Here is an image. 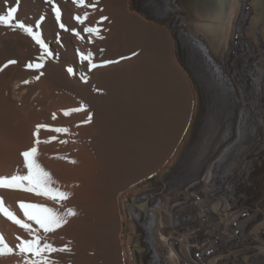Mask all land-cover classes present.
<instances>
[{
  "label": "bare ground",
  "instance_id": "1",
  "mask_svg": "<svg viewBox=\"0 0 264 264\" xmlns=\"http://www.w3.org/2000/svg\"><path fill=\"white\" fill-rule=\"evenodd\" d=\"M37 1L22 0L15 20L26 24L25 18L29 13L25 11V4ZM68 1L77 7L74 0ZM191 3L164 19L153 17L165 21L166 25L162 26L171 32V37L168 33L165 35L171 47L166 53L155 47V41L125 23V0H84L80 4V8L89 12L87 23L98 27V34L106 41L114 37L113 48L118 54L119 51L123 53L120 56L132 58L134 66L129 67L127 79L130 85L126 88L117 84L123 76L116 72L105 76L96 74L91 82L82 80V65L87 63L88 66V59L79 58L71 65L65 62L70 60L75 42L66 36L67 30L59 27L60 23L67 27L62 18L56 23V38L51 39V34L44 28L38 30L53 54L43 60L39 59L42 55L40 46L31 37L19 44L17 37L21 30L0 26V68L3 69L0 71V177L27 175L22 153L36 148L34 160L49 174L52 181L50 187L67 194V198L61 199L0 188V198L18 218L36 229L41 244L47 242L57 249H70L45 254L48 264H126L124 246L119 237L121 217L117 195L128 184L127 188L138 183L133 180L147 174V170H153V163L160 160L165 152H171L172 146L188 131L191 120L196 117L195 99L200 103L198 88L201 86L194 85V90L188 78L178 70L175 85H156L161 76L165 78V69L173 60L171 58L177 57L174 38L187 66L189 64L182 51L191 53L187 59L200 78L204 80L206 73V76L210 74L208 80L213 81L217 74L222 79L224 85H219L221 81H218L212 86L218 91L224 90L223 104L227 110L234 104L241 108V118L244 117L245 121H242L244 128L239 129L244 134V151L250 148L256 151V155L248 156V151L246 157L241 154L236 164L232 161L235 166L229 167L230 172L218 174L220 179L216 178L211 185L213 188L207 192L200 189L209 181V170L205 175L202 173L206 179L202 177L194 182L195 187L191 185L193 188L189 186L177 192L163 190V196L157 200L151 199L144 191L148 188L138 192L134 202L139 204V208L131 207L129 210L133 216L130 230L133 232L132 243L135 244V264H143L142 258H146L149 264H264V212L257 208L264 196V180L261 179L263 182L260 188L258 185L256 193L257 184L253 187L247 179L256 162L264 164V107L261 104L264 101V0H192ZM102 17L108 19L102 21ZM175 18L185 23L181 25L183 28L176 29L173 24ZM191 39L195 41L191 42ZM89 56L92 63L99 58L97 52ZM10 60L16 63L4 67ZM29 63H42L43 67L29 69ZM61 66L66 68V73ZM68 67H72L75 74H69ZM211 67L215 72L211 71ZM188 68L193 72L191 67ZM204 69H209L210 73ZM124 78L123 82L127 80ZM207 87L204 86L205 89ZM252 87L251 93L249 89ZM168 88L181 99L183 107L170 127L166 125L168 122L164 123L160 106L164 98L166 101ZM193 92H196L195 95ZM247 92L252 100L249 104ZM66 105L82 110L57 112L58 106ZM255 110L260 112V122L247 135L248 112ZM159 113L161 116H158ZM153 114L159 117L160 123L154 124L157 118H152ZM237 116L232 131L237 129ZM227 124L231 129V124ZM58 128L67 131L56 132ZM146 132L147 138L148 135L150 138H169L166 145L162 139L159 140L165 147H161L163 149L157 155L151 156L149 152L151 139H148V144L143 140ZM137 140L141 142L144 152L141 157L147 165H140L141 159H137L132 152ZM244 177L248 184H243L246 181ZM164 180L165 176L155 177L153 184ZM195 189L198 193L189 198ZM197 196L201 197V201L197 200ZM20 202L48 208L56 215L66 216L67 222L55 231L45 233L35 221L27 220L19 207ZM170 202L173 204L170 205ZM150 207L155 209L151 213L155 216L152 225L151 222V227L145 223L140 230L136 221L142 223L143 216L149 215V212H144ZM251 207L253 210L247 209ZM69 209L74 210L76 215L67 216ZM180 209L186 210L179 215ZM245 214H248L247 217ZM0 233L14 249V254L0 256V264H27L34 259L31 254H20L16 248L20 242L18 237L30 240L33 235L2 214ZM142 237L147 241H143Z\"/></svg>",
  "mask_w": 264,
  "mask_h": 264
},
{
  "label": "rangeland",
  "instance_id": "2",
  "mask_svg": "<svg viewBox=\"0 0 264 264\" xmlns=\"http://www.w3.org/2000/svg\"><path fill=\"white\" fill-rule=\"evenodd\" d=\"M191 1L192 0H125V6L126 7L124 9V15H123L124 21L126 24H128V26L133 27V28H137L140 33L145 34L152 41H155V47H157L161 51V53H166V52L171 50L170 49L171 47H170V43H168L166 41L165 37L167 36L166 35L167 33L169 34L171 32H169L161 24H158L154 21L147 20L140 13L146 14L150 17H156V18L159 17L161 19L163 17V19H164L169 15L172 16L175 13H177L178 10H180L183 6H185V5H186V7L189 6L190 4H192ZM98 2H102V0H98ZM17 3L19 4V6H21L22 0H7V4L5 3V0H0V14H6L7 8L8 7H14L17 5ZM56 6H58L60 11H61V18L64 19L67 23L66 36L71 38V40H73L75 42V44L73 45V47L71 49L72 50L71 58H70V60L65 61V62H67L69 65H71V64L78 62L79 58L82 59V56L89 57V55H91L93 52H97V54H99V58L94 63H96L98 65L103 64V62H106V61H118V62L106 64L104 66L92 69L91 71L89 70V65L87 66V63H86V65H82V69H83L82 72L84 73V77L86 78L87 82H91L93 80L94 75H96V74H99L100 76H105L109 72H116L117 74L120 73L123 76V77H121L120 81L117 84L123 85L124 88L128 87V85H130L129 80H128L129 79V74H128L129 67L134 66V63L131 60L132 58L127 59L126 56H123V55L120 56V54H123L120 51H119L120 54H118L117 50L113 48L114 47L113 44H114V40H115L114 37H113L114 40L110 39L109 41L108 40L106 41L105 38H102L98 33H88L85 31L86 28L94 27V26L91 23L90 24L87 23L86 18L89 15V12L84 11V9L80 8L81 7L80 3H76L77 7H75L74 5H71V3L68 0H52V3H47L46 0H38L34 4H30L27 2L25 4V11L27 13H29V15L25 18L26 25L33 26L34 31H38L39 29L44 28L48 33L51 34V39L56 38L55 35L57 33L56 28L58 27V25H57L58 21L55 19V13L53 11V8ZM177 15L180 17L179 14H177ZM41 17H44V19L42 21H41ZM76 17H80L81 20L83 21V23L78 21L76 19ZM37 24H39L38 29L35 28V26ZM173 24L177 27L176 29L183 28L181 26L182 24L185 25V23L182 20L181 21L178 20V18L174 19ZM76 33H79V35H77ZM169 37H171L170 34H169ZM27 39H28V35L23 33L22 31H20V33L18 34V37H17V43L21 44ZM103 40H105V41H103ZM191 40H193V39H191ZM194 41L195 40H193L191 42H194ZM171 43H173V42H171ZM173 46H174V44H173ZM52 48L55 49V47H52ZM232 50H233V47H232ZM55 52H58V50L55 49ZM182 54H183V57L188 61V62L186 61L189 64L188 66L192 68V66L189 63V60L187 59V57L190 56L191 53H189L187 51H182ZM209 55L212 57V55L210 53H209ZM171 59H173V60L171 61L170 65L168 66V68H170L171 72L166 67L165 78H162V76H161L160 77L161 80L159 79L158 82L156 81L157 84L153 83V85H155V84L156 85H160V84H162V85H175L174 80H176V76L178 75V73H176V71L178 70L181 72L182 75H185L188 78L189 85L193 86L194 90H195V86H194L193 82L191 81L189 75L184 70V68L180 65L177 57H173ZM125 64H128V65H125ZM211 64L215 68L214 63L212 61H211ZM61 67H62V71L64 73H66V68L64 66H61ZM174 67H175V69H174ZM213 67L210 68L211 71H214L216 69V68L214 69ZM192 69L194 72V73L192 72V75H193L194 79H196L195 80L196 85H200L201 87L198 88L199 92H200V103L198 104L197 99H195L196 117H195V119L191 120L192 122H191L190 128L175 142V144L172 146L171 152H169L168 154L165 152V155H163L161 157L162 159L160 158V160H157L156 162L153 163V167H154L153 170H147V174H145L144 176H142L140 178L133 180L134 182L138 181V183L127 188V186L129 185L128 184L125 188L120 190L118 195H117L116 199H117V203H118V206L120 209V217H121L120 218V234H119V237L121 239L120 240L121 244H123V246H124L125 255H126V264H135L136 263L134 256H133V252H134L133 246L135 245L132 243L133 232L130 230L132 228V217L133 216L130 215L131 213L129 210L131 209V207H133L135 209L139 208L138 207L139 204L134 202L135 201L134 196L138 192H143L142 190L144 188H148L144 191L148 192L149 196L152 197L151 199L154 198L153 200H155V199L157 200L158 197L163 196V190L164 191L166 190V192L167 191L177 192V191H181L182 188L183 189L188 188L191 185H193L195 187L196 186L195 183L198 182V178H200V179H202V177L204 178V175L207 173L206 171L209 170L207 173V175L209 176V178L207 177V180L209 179V181H207V183L205 185L206 187L204 186L200 189L201 191L203 190V192H207L208 190H211L213 188V186H211L212 184L214 185L213 181H215L216 178L220 179L218 177V174L224 175V173L230 172L229 167L231 168V167L235 166L234 163L236 161L240 160L239 157L241 156V154L242 155L245 154V155H243L244 157L247 156L246 154L248 152H249L248 156L256 155V153H255L256 151L255 150L251 151L250 148L247 150L248 152L244 151V149L246 147V145L243 143L244 141L242 140L244 134L239 129L240 127L244 128V126H242V124H243L242 121L243 120L245 121L244 117L241 118V110H240L241 108L236 107V104H234V106H229V109L227 110V108L225 107V104H223L225 101L224 100V90L218 91V90H216V88L214 86H212V85H217L216 83L218 81L219 82L221 81L219 85H224V84H222V79H219L218 74H217V77L212 78L213 81L208 80L207 77L210 74L208 76H206V73H204L205 78L203 80V78H200V76H198L199 74L195 71V69L194 68H192ZM206 70L208 73H210L209 69H206ZM206 70L204 69V71H206ZM124 77H126V79L128 78L126 80L127 82L126 81L123 82L125 80ZM173 77H174V79H173ZM178 77H179V75L177 76V78ZM125 85H127V86H125ZM205 85H208V87L206 89L204 88ZM249 91L252 93L253 87L250 88ZM173 93H174V95H172ZM195 93H194V95H195ZM167 95H168L166 97L167 103H165L166 101L164 98V101H162L160 106L163 109V117L165 118L164 123L166 124V122H168V124H166V125L168 127H170L173 123V120H175L176 115H178V113H180V110H183L182 109L183 107L181 106V104H182V101L180 102L181 99H179V97L176 96V93L172 89L168 88V94ZM173 96H176L177 98H175ZM250 97L251 96L247 92V100L249 101V102H247L248 104L252 102ZM120 98H122V96H120ZM124 98H122V99H124ZM196 98H197V96H196ZM129 100H130V98L127 97V101H129ZM175 102H176V104H175ZM244 102H245V100H244ZM170 103L172 104V106H170L171 105ZM261 104L264 107V101H261ZM164 106L166 108H164ZM168 106H169V108L171 107V108H174L176 110H174V109L171 110V108L169 109ZM67 107H68L67 105L63 106V107L58 106L57 109L58 110L60 109V110L59 111L57 109L56 110H57V112H60L61 110H64V111L72 110V107H68V108ZM65 109H67V110H65ZM167 110H171V111H168L170 113H168ZM225 110H227L226 113H225ZM165 111H166V113H165ZM176 111H178V112H176ZM54 112H55V110H54ZM61 112H63V111H61ZM148 112L152 116V113H150V111H148ZM159 112H160V110H159ZM248 113H249V115H248L247 119H249V120H248V127H247V131H246L247 133L246 134L250 135L253 128L255 127V125L260 122V119L258 118V115L260 112L258 110H255V111L248 112ZM160 114L161 113H159L158 116H161ZM221 114H225V116L222 117ZM220 115H221V117H220ZM236 115H238L237 116V122H236V124H238V126H237L236 131L235 130L232 131L233 130L232 127L234 128L233 121L236 119V117H235ZM158 116L155 117V115L153 114L152 118H157L155 120L154 124L160 123L158 121L159 120ZM170 116H171V119H170ZM166 118H167V120H166ZM169 119L171 121H169ZM227 123L231 124V129L229 128V124H227ZM146 134H147V132L145 133V135H144L145 138H143V140L146 141V144L150 143L149 141L152 142V144L150 143V146L148 147L151 156L157 155L158 152H160L163 149L161 147H165L164 143L166 145V143H167L166 141L169 140L168 136L165 138H161L162 141L164 142L163 143L162 141H159V140H161V139H159V137L151 136V138H150V136L148 135V138H147ZM152 137H156V138L153 139ZM149 138L151 140L148 141ZM229 138L232 139L233 141L230 140ZM229 140L232 142H229ZM153 142H155V144ZM157 142H158V145L156 144ZM140 145H141V142H138V140H137L135 147H133V149H132V152L137 159L138 158L141 159L142 162H139V164L143 165V164H146L147 162H145L144 158L142 160L141 156L143 155L144 152H142L143 147H141ZM155 145H157V146L154 148ZM253 146H254V144L251 145L250 147H253ZM218 147H219V149H218ZM237 148H238L239 152H238ZM217 150L219 151V153ZM146 156H147V153H146ZM256 163H257L256 166H258V167H256V166L252 167L253 172H256V173H253L251 171L252 174L250 173L248 178H247V176H245V177L249 180V182L253 185V187H254L255 183L257 184V188L255 187L256 190H254V191L256 193H258L257 190H259L260 184L264 180V177H263V175H264V167H263L264 164L259 163V162H256ZM255 168H257V169H255ZM261 172H262V174H261ZM251 175L254 176V178H252L253 180L251 179V177H252ZM162 176H165L164 181H156L154 184L150 181V179H152V178H155V177L161 178ZM213 177H214V179H212ZM246 178L244 180H246ZM204 179H206V178H204ZM255 179H257V180H255ZM261 179H263V180H261ZM161 182H163V183H161ZM249 182L246 180L243 182V184H248ZM258 182H260V183H258ZM258 185H259V188H258ZM193 186H191L189 188H193ZM195 193H198L197 189L191 191V193L189 194V198H190V195L193 197V194L195 195ZM146 194L147 193H145L143 195H146ZM202 198H204V197H202ZM198 199H199V201H201L200 196H197V200ZM144 203H146V202H144ZM172 204L173 203L170 202V205H172ZM150 205H151V203H150ZM147 206H148V204H147ZM257 208L260 209L262 212H264V196H263V198H262V200H261V202ZM247 209L253 210L252 207L250 209L249 208H247ZM147 210H149V211H145L144 213L149 212V215L143 216V220H144L143 222L144 223L143 222L138 223L136 221V225L138 226V229H140V226L145 224V223L150 226V222H151V225H152V222H153L155 216L151 213L155 209L150 207V209L147 208ZM185 210L180 209L179 215L182 212H185ZM247 212H250V211H247ZM186 214H187V212H186ZM134 217H135V214H134ZM122 223L125 224V226L123 228L121 227ZM140 230H142V229H140ZM141 239H143V241H147L146 238L144 239L142 237ZM143 254L146 255V252H143ZM145 259L146 258H142L143 264H149L145 261ZM223 259H221V260H223ZM249 264H251V263H249Z\"/></svg>",
  "mask_w": 264,
  "mask_h": 264
},
{
  "label": "snow or ice",
  "instance_id": "3",
  "mask_svg": "<svg viewBox=\"0 0 264 264\" xmlns=\"http://www.w3.org/2000/svg\"><path fill=\"white\" fill-rule=\"evenodd\" d=\"M46 2L52 3V0H46ZM74 2L83 4L84 0H74ZM5 3L7 4V0H5ZM18 7L19 4L17 3L15 7H8L6 14H0V26H4L12 30L19 29L23 33L31 37V39L34 40L35 43L40 46L42 52V55L39 58L40 60H43L44 57L52 56L53 54L50 51L48 45L43 41L39 32L34 31L33 26L26 25L22 21L15 20L16 13L18 12ZM53 11L55 13V19L57 21H60L61 11L59 7L58 6L54 7ZM43 19L44 17H41V21ZM76 19L81 23H83L80 17H76ZM107 19L108 17L101 18L102 21ZM59 27L61 29L67 30L63 23H60ZM35 28L38 29L39 24H37ZM85 31L88 33H99L100 29L98 27H88L85 29ZM76 34L79 35V33ZM82 59L89 60L90 71L92 69L104 66L106 64L118 62V61H106L103 62V64L98 65L96 63L91 62L90 56L82 57ZM15 63H16L15 60H10L7 62V64L4 65V67H7L9 64H15ZM27 67L29 69L39 70L40 68L43 67V64L29 63ZM2 70L3 69L0 68V71ZM67 72L69 74H75L74 69L72 67H68ZM37 79H39V77H37ZM81 79L87 82L86 78L83 75H81ZM25 83H28V81H25ZM81 110L82 109L80 108H76V109H72L71 111L78 112ZM65 115H69V112H65ZM88 119L91 120V116H89ZM55 131L65 132L67 130L63 128H58L55 129ZM37 143H39V140H37ZM36 152H37L36 148H32L30 151H25L22 153L25 160V165L28 169V174L23 176L13 175L11 177H0V188L35 192L37 195L49 196L52 198H56V197H60L61 199L67 198L66 193L56 192L50 187L52 181L49 174L45 172L34 160V156L36 155ZM19 207L20 209H22L23 215L27 218V220L35 221V223L38 224L45 233L55 231L57 228L61 227L63 224L67 222L66 216L56 215L48 208H41L37 205L27 204L23 202L19 203ZM0 214H2L9 221L25 229L26 231H28L30 234L33 235V239L30 240H23L20 239L19 237L17 238L20 240V242L16 246V248L19 250V253L23 255L31 254V256L34 257V259L27 261V264H48V261L44 258L45 254L56 251H61V252L70 251V249H68L67 247L60 249L54 248L51 244L47 242L41 244L40 243L41 238L36 235V229H33L29 223H26L25 221L18 218L9 208H7L6 205L4 204L3 198H0ZM66 215L74 216L76 215V213L74 210L69 209ZM247 215L248 214H245V217H247ZM165 243H167V239H165ZM7 254H14V249L5 242L3 234L0 233V256H4ZM172 255H173V259L175 260L176 259L175 253H173Z\"/></svg>",
  "mask_w": 264,
  "mask_h": 264
},
{
  "label": "water",
  "instance_id": "4",
  "mask_svg": "<svg viewBox=\"0 0 264 264\" xmlns=\"http://www.w3.org/2000/svg\"><path fill=\"white\" fill-rule=\"evenodd\" d=\"M144 17H145L147 20L154 21V22H156V23H158V24H161V25H166V22H165V21H159L158 19L153 18V17H150V16H148V15H144ZM173 37H174V35H173ZM174 40H175V47H176V52H177V59H178L180 65L184 68V70H185V71L187 72V74L189 75V77H190L191 81L193 82V84L196 86V81H195V79H194V77H193V75H192V72L190 71V69L188 68V66L185 64L184 60L182 59V57H181V55H180V52H181V51H180V46H179V44H178V42H177V39L174 38ZM196 92H198V91L196 90ZM154 180H155V178L150 179V181H151L152 183L154 182ZM124 226H125V224L122 223V228H123Z\"/></svg>",
  "mask_w": 264,
  "mask_h": 264
}]
</instances>
